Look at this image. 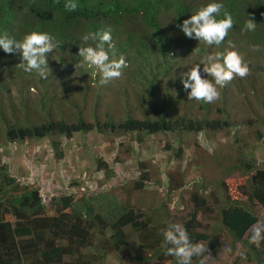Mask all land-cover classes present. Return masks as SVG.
Masks as SVG:
<instances>
[{
    "label": "trees",
    "instance_id": "trees-1",
    "mask_svg": "<svg viewBox=\"0 0 264 264\" xmlns=\"http://www.w3.org/2000/svg\"><path fill=\"white\" fill-rule=\"evenodd\" d=\"M65 2L0 0V33L7 31L11 38L22 41L26 34L43 32L60 44L47 54V79L25 73L18 67L20 55L7 54L0 48V149L48 138L54 157L60 159V141L56 138L69 139L74 134L108 131L137 143L141 135L172 134L180 140L185 134L230 128L228 115L219 118L211 112L224 114L226 88L232 81L242 80L236 77L222 88L221 104L215 107V102L189 100L190 89L183 88L181 75L202 63L206 54L230 50L229 42L236 51L243 46L253 53V46L259 45L264 56V0H75L79 7L73 12L65 9ZM213 2L222 3L223 11L234 20V27L218 47L190 39L177 27ZM223 11L218 18H223ZM249 16L254 17L256 30L242 32ZM109 28L115 44V54L110 53V58L123 56L127 63L122 76L113 81L124 79L125 86L114 97L121 104L122 113L103 110L98 117L95 110L108 108L104 103L106 88L113 85L97 84L94 88L100 74L83 64L78 52L79 47L94 46L91 41L84 44L83 35ZM248 66L250 75L242 82L257 99L251 72L261 69L260 76L253 74L264 89V65ZM200 68L202 77L208 78L202 64ZM51 80L57 83L50 84ZM87 101L93 104L89 119L83 117ZM105 102L110 103L107 98ZM116 114L118 119L113 118ZM250 123L247 120L246 124ZM180 154L178 147L173 157L179 158ZM236 161L231 166L216 161L223 177L234 172L245 177L233 187L226 178L214 184L222 195L217 209L218 228L224 230L231 248L234 244L242 248L238 261L264 264V241L259 248L249 243L251 226L259 221L254 209L264 213V161ZM94 170L105 180L113 176L101 160H95ZM144 181L146 173L138 174L131 189L141 190ZM78 186L77 182H70L73 190ZM186 186L198 189L191 190V211L180 225L193 243L203 242L211 250L216 246L215 238L202 231L201 214L209 210L207 199L210 205H216V197L203 189L200 179ZM184 187L180 181L165 191L171 194ZM79 188L76 197L51 196L48 213L39 186L21 184L0 161V264H103L112 251L122 252L120 259L136 264H176L174 257L165 254L162 232L151 228V220L128 200L119 201L111 189L88 192ZM126 227L140 233L139 241L129 242L123 232ZM193 264H198V258H193Z\"/></svg>",
    "mask_w": 264,
    "mask_h": 264
},
{
    "label": "rangeland",
    "instance_id": "rangeland-1",
    "mask_svg": "<svg viewBox=\"0 0 264 264\" xmlns=\"http://www.w3.org/2000/svg\"><path fill=\"white\" fill-rule=\"evenodd\" d=\"M237 52L246 64L252 67L264 65L261 51L253 53L242 46ZM260 70L251 72V83L255 85L257 99L247 91L245 83L232 81L225 91L227 102L224 114L217 116L215 112H211L219 118L229 116L230 128L227 130L185 134L180 140L172 134L141 135L142 139L137 143L123 134L108 131L74 134L69 139L56 138V141H60V159L54 157L50 139L46 138L5 145L0 149V161L6 165L9 175L21 184L39 186L42 202L48 213L49 198L53 195L71 194L76 197L79 186L88 192L111 189L119 201L128 200L135 210L148 217L151 220V228L159 232H163L169 224H180L181 220L186 218L187 213L191 211L189 194L191 190L194 192L198 189H189L186 185L190 181L200 179L203 189L208 194L213 192L217 200L216 206L210 205L211 202L207 199L209 210L201 214L202 231L207 232L211 238L214 237L213 244L217 246L209 250L211 257L207 259L206 264H248L238 261L242 251L239 244H234L231 248L224 230L218 228L217 209L222 195L214 188V184L226 178L223 177L222 169L217 167L216 161H220L222 166H231L239 158L264 161V89L260 79L256 78L261 75ZM253 73H257L256 77ZM99 80L100 77L96 80L94 88L99 84ZM113 81L110 82L113 87L106 88V98L110 103L105 102L106 98L104 103L108 108L102 106L96 109L98 117L103 110L122 113V106L114 97L118 90L121 91L125 86L124 79ZM55 82L51 80L49 83ZM29 92L33 95V90L29 89ZM69 93H73V90H69ZM214 104L219 107L221 98ZM91 108L93 109L92 102L87 101L83 110L85 119H89ZM113 118L118 119V115ZM247 120L251 122L249 125L246 124ZM166 146L169 149H166ZM178 147L181 154L179 158H175L173 153ZM95 160L104 161L113 171L109 180H105L100 172L94 170ZM143 172L146 173L143 188L132 190V183L137 180L138 174ZM180 181L185 186L182 190L171 194L165 191L167 186L170 188ZM225 181L233 187L245 181V177L239 172H234ZM70 182L79 184L77 190L70 187ZM254 212L259 221H264V213L256 209ZM213 230H216L214 234ZM123 232L129 242L140 239V233H135L128 227L124 228ZM121 254L122 252H109L103 264H136L128 259H120Z\"/></svg>",
    "mask_w": 264,
    "mask_h": 264
},
{
    "label": "clouds",
    "instance_id": "clouds-1",
    "mask_svg": "<svg viewBox=\"0 0 264 264\" xmlns=\"http://www.w3.org/2000/svg\"><path fill=\"white\" fill-rule=\"evenodd\" d=\"M64 7L67 11L73 12L79 5L75 0H66ZM223 10L222 3H209L177 27L190 39H197L209 47L212 45L218 47L234 27L233 17ZM222 11L223 18H218ZM256 27L254 17L249 16L241 31H255ZM82 41L86 45L91 41L94 45L79 47L78 55L82 57L83 64L98 71L101 86H106L122 76V69L127 67V63L123 56L119 59L110 58V53L115 54L110 28L86 33ZM57 47H60V44L48 33L33 31L26 34L22 41L11 38L7 31L0 33V48L7 54H19L21 62L18 67L25 73L38 74L42 79L48 77L47 54L52 53ZM229 47L234 49L235 45L229 42ZM253 51H261L260 46H253ZM201 64L202 71L208 78L202 77ZM249 75L250 68L243 61L242 56L235 50H229L206 54L202 63L196 64L181 75V80L183 88L186 91L190 89L189 100L210 104L221 98L219 89L227 86L236 77L243 81ZM162 234L165 254L174 257L176 264H193L194 257L198 258V264H206L207 259L211 257L207 245L203 242L193 243L188 231L180 224H169ZM262 241H264V221H257L251 226L249 243L259 248Z\"/></svg>",
    "mask_w": 264,
    "mask_h": 264
}]
</instances>
